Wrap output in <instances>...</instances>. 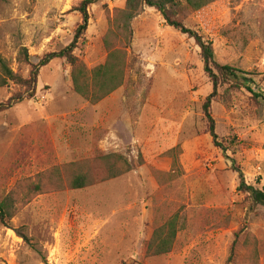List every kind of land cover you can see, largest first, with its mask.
I'll return each mask as SVG.
<instances>
[{"label":"rangeland","instance_id":"obj_1","mask_svg":"<svg viewBox=\"0 0 264 264\" xmlns=\"http://www.w3.org/2000/svg\"><path fill=\"white\" fill-rule=\"evenodd\" d=\"M80 1L0 0V55L14 72L30 70L20 47L37 64L72 41ZM125 2L89 5L73 51L87 69L124 51L118 88L92 103L72 89L71 66L53 58L39 68L34 97L0 112V199L13 212L0 222V264H264V206L249 209L230 160L264 189V102L218 89L211 113L226 158L202 114L212 87L198 46L145 5L131 35L119 34ZM178 17L212 42L216 61L264 90V0H216ZM22 89L0 87V101ZM108 155L133 168L104 179ZM75 172L92 184L70 189ZM174 216L172 250L147 253L154 229Z\"/></svg>","mask_w":264,"mask_h":264},{"label":"trees","instance_id":"obj_2","mask_svg":"<svg viewBox=\"0 0 264 264\" xmlns=\"http://www.w3.org/2000/svg\"><path fill=\"white\" fill-rule=\"evenodd\" d=\"M99 0H81L77 7L81 15L82 23L75 28L72 41L58 51L46 53L37 64L29 61L30 56L26 47H20L18 51V60L30 65L28 76L23 78L20 74L14 72L0 55V87H5L9 83L21 86L23 89L13 93L5 101H0V112L6 111L19 103L23 99H31L35 95L36 82L39 68L46 65L53 58H63L70 66V78L72 89L92 103H96L116 88L124 81L125 71V53L119 49L110 51L106 61L103 64L87 69L77 57L73 54L78 42L81 40L87 28L89 19V5ZM216 0H126L124 8L118 14L115 20L116 30L123 36L131 35L130 22L135 17L142 6L154 7L163 17L168 26L173 27L180 33L192 38L200 50V56L203 62L204 72L207 74L212 90L205 97L202 104V114L204 116L207 132L211 137L213 145L221 150L226 158L227 146L218 137L215 132V120L211 113V104L218 95V89L222 86L230 88H243L256 100L264 102V90L254 87V80L245 71L228 64H221L216 61L212 42L205 38L198 31L186 27L178 17L186 9L198 11L211 2ZM111 155H108L106 161L108 166L105 178H113L117 175L127 172L133 168L128 162L124 161L121 166H116L115 162L110 161ZM232 168L238 175V190L242 192L249 201V209L257 205L264 206V189L247 183L244 179L241 169L234 164V159L230 157ZM116 161V160H115ZM172 168H178V161L173 157ZM92 184L85 172H75L70 178L68 187L70 189H79ZM13 215L12 202L9 197L0 199V222L6 224ZM176 217H172L162 225L154 229L153 234L147 244L146 251L150 255H160L172 250L176 236ZM120 264H127L121 262Z\"/></svg>","mask_w":264,"mask_h":264}]
</instances>
